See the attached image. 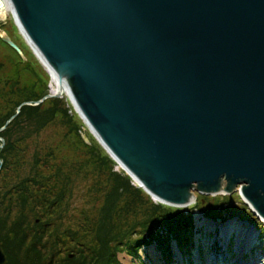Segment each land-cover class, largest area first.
Segmentation results:
<instances>
[{
    "label": "water",
    "instance_id": "obj_1",
    "mask_svg": "<svg viewBox=\"0 0 264 264\" xmlns=\"http://www.w3.org/2000/svg\"><path fill=\"white\" fill-rule=\"evenodd\" d=\"M9 1L60 80L37 104L67 84L89 129L154 198L185 208L197 192L240 185L264 221V0Z\"/></svg>",
    "mask_w": 264,
    "mask_h": 264
},
{
    "label": "trees",
    "instance_id": "obj_2",
    "mask_svg": "<svg viewBox=\"0 0 264 264\" xmlns=\"http://www.w3.org/2000/svg\"><path fill=\"white\" fill-rule=\"evenodd\" d=\"M11 28L13 36L23 42V54L0 32V47L11 52L10 69L3 71L10 90L0 91V129L6 126L0 131V245L7 256L6 264H122L119 252L139 257V251L153 243L163 245L173 258L171 239L178 241L185 254L184 237L193 230L196 211L211 219L235 216L237 212H232L225 201L228 196L211 198L210 207L199 197L197 204L189 208L154 205L144 198L131 185L130 177L115 170V160L96 139L83 133L85 125L78 114L70 113L72 108L66 99L52 97L37 104L50 92V77L26 48L13 20ZM52 122L67 125L64 138L58 136L52 141L42 137L39 141ZM32 143L37 146L33 152ZM67 145L74 146L76 159L68 158ZM87 176L98 185H93L92 192L105 188V179L109 182L107 191L102 192L105 202L95 211L73 207V185ZM86 194L90 202L91 194ZM68 215L81 216L78 229L65 228L62 218ZM250 215L258 221V227L263 225L256 214ZM240 218L244 220L243 215ZM159 226L168 230L166 237L157 230ZM80 237L90 245L84 248L75 241L74 248L67 244L68 239Z\"/></svg>",
    "mask_w": 264,
    "mask_h": 264
},
{
    "label": "rangeland",
    "instance_id": "obj_3",
    "mask_svg": "<svg viewBox=\"0 0 264 264\" xmlns=\"http://www.w3.org/2000/svg\"><path fill=\"white\" fill-rule=\"evenodd\" d=\"M13 15L9 14L7 19H0V32L2 33L3 30L8 31V35L9 37L12 39V41L18 46L20 47V49L22 50L21 47H23V42L21 41V39L18 37H14L15 34L13 33V30L11 28V20H13ZM14 21V20H13ZM14 35V36H13ZM23 39V37H22ZM26 39V38H25ZM25 39L23 40L24 43L27 45V42L25 41ZM23 51V50H22ZM11 52L9 51H3L2 48L0 47V91H8L10 90L9 85L7 84L6 78L3 76V71H9L10 69V63H9V58H10ZM4 63V64H3ZM42 67L46 70L45 72L48 73L49 77H50V81H49V91H52L51 88V83H52V77L49 73V70L47 69V67L43 64ZM5 66V67H4ZM25 74V73H24ZM26 76L30 77L28 74H25ZM27 77V78H28ZM26 79H24L25 81ZM19 86V85H18ZM49 92V93H50ZM59 98H64L66 99V104L68 107L72 108V110H70V113H72V111H74V113L78 114L76 110V107L74 106V104L72 103L71 99H69L68 95L64 94L62 97ZM68 100V101H67ZM2 100H0L1 102ZM79 117L82 119L83 124L85 125L84 128H86V130H83V133H89V135H91L92 137H94L96 139V141L104 148V150L106 151L107 154H109L107 152V150L105 149V147L100 143V141L97 139L96 135L89 129L88 125L86 124V122L83 120V118L79 115ZM56 123V124H55ZM52 122L51 126H49L48 130H46V132H43V136H41L38 140L40 141L41 138L44 140H57L60 136L61 138L64 136L63 132L66 130H68L67 125L64 126V122ZM65 127V128H64ZM65 131V132H66ZM84 134V135H85ZM63 135V136H62ZM64 138V137H63ZM70 140L73 143L74 138L73 136H70ZM37 143V141H36ZM36 143H32V145L30 146V148L32 149V152L36 149L37 146H34V144ZM26 146V145H25ZM67 150H65V152L69 155V159L74 158L76 159L78 156L75 154V152L73 153L72 151H74V146H68L67 145ZM71 148V149H70ZM65 155V154H64ZM110 155V154H109ZM110 157H112L110 155ZM112 159H114L112 157ZM115 160V159H114ZM116 164H115V170L121 174H124L126 177H130L131 180V185L140 190L142 192V194L144 195V198L146 199H150V201L153 202L154 205H159V204H164L167 206H171L165 203H162L161 201L157 200L156 198H154L150 193H148L143 187H141L138 183H136V181L133 179V177L126 172V170H124L123 168L120 167V165L118 164V162L115 160ZM107 171V170H106ZM66 173L68 174V171L66 170ZM75 176L77 175V172L74 171ZM95 179L90 178L89 176H87L86 178L77 181L76 183H74L73 188H74V197H73V207H86L88 209V211L94 209H98L100 207H102L103 202H105V193H102L104 190L107 191L108 189V183L106 182V179L103 182V185H105V188H102V190H100L98 193L96 192H92L91 189L94 185ZM94 186H98L97 184ZM240 186V185H239ZM238 186V188L231 194H217V195H206V194H201L199 192H197V196L198 198L200 197L201 199L204 198V202L207 205V207H210V204L212 203V199L211 198H224L226 196H228L227 198H225L227 201V204L229 205L232 212L236 211L237 213H235V216H227L228 219H211V218H207V222H204L205 224L200 225L198 224V219H197V214L200 211H196L194 214V221L192 223V232H189L186 234V236L184 237V245H185V254L183 253V251L181 250L178 241L176 239H171V244H172V250L174 253L173 258H171L167 252V249L161 245L159 246L156 243H153L151 245L145 246L144 248H142L139 253L140 256L139 257H134L129 255L127 252H119L118 253V259L122 264H200V261L203 262V264H234L238 259H240L241 262V249L243 247L244 241H242V239H244L243 237L247 235V237H250L251 235H253L255 233V235H253V238H255V240L253 241V244H255V246H252L249 251L248 254L245 257V259H249L251 261L254 262V264H264V225L260 224V228L258 227V221H255L252 219V216L250 215L251 213L255 212L252 210V208L246 204L244 202V199L242 197V191L241 188ZM86 191H88L91 194V201L89 202V198L88 195L86 194ZM93 193V195H92ZM198 202V199H197ZM196 203L190 204L189 207H194ZM88 204V205H87ZM246 204V205H245ZM189 207H185V208H189ZM85 208V210H86ZM178 208H182V207H178ZM73 212H75L74 210H71ZM100 212V211H99ZM237 214V216H236ZM239 215V216H238ZM243 215L244 220L240 218V216ZM81 216L78 215V217H75V215L71 216H65L62 218V220L65 223V228L68 227L71 230L78 229V225L81 224V222H79V218ZM204 218V220H205ZM116 221L120 220V218H115ZM196 220V221H195ZM125 222V220H122ZM78 223V225H77ZM232 223H235L237 225H240V228H234L233 231L231 232L232 236L230 237V239H227V234H224V230L225 233L227 231H229V227H231ZM243 229V230H242ZM157 230L166 237L167 234H169L168 230L165 227L159 226L157 228ZM230 233V232H229ZM80 235V233H79ZM89 235H85V238H88ZM83 237H80V240L75 239L73 241H70V239H68L67 244L71 246H75V241H77L78 243L84 245V248H86V245H90L85 238V240L82 239ZM192 238V240H191ZM231 241V245H227L228 242ZM240 245V247H239ZM242 245V246H241ZM75 248V247H74ZM80 250V249H79ZM156 252V258L152 257V251ZM200 251V253H199ZM228 251V252H227ZM181 253V254H180ZM199 253V254H198ZM200 260V261H199ZM238 262V263H240ZM237 264V263H236Z\"/></svg>",
    "mask_w": 264,
    "mask_h": 264
},
{
    "label": "bare ground",
    "instance_id": "obj_4",
    "mask_svg": "<svg viewBox=\"0 0 264 264\" xmlns=\"http://www.w3.org/2000/svg\"><path fill=\"white\" fill-rule=\"evenodd\" d=\"M14 10H13V7H12V4L10 3V1L9 0H0V19H7V17H8V15L9 14H12V15H14ZM13 17V20H14V24L16 25V27L18 28V26H17V24H16V22H15V19H14V16H12ZM18 32H19V34L23 37V40L25 39V36L22 34V32L21 31H19V28H18ZM25 41L27 42V45H26V48H27V46H28V48L33 52V54L37 57V55H36V53H35V51H33L34 49L32 48V46H31V42L28 40V39H25ZM4 49V48H3ZM38 60L41 62V63H44V65L47 67V69H49L50 70V75H52V83H51V88H52V91H53V93H55L58 89H60V85H59V78L58 77H56L55 75H54V73L52 72V70L49 68V66L47 65V63H45V61L41 58V56L40 55H38ZM65 86H66V88H67V90L68 91H65L64 92V94H66V95H68V97H69V99H71L70 98V93H69V87L67 86V84H65ZM75 106V105H74ZM77 110V109H76ZM77 112H78V110H77ZM79 113V112H78ZM80 115V114H79ZM81 116V115H80ZM84 120V119H83ZM101 143V142H100ZM107 150V149H106ZM107 152L111 155V153L107 150ZM112 156V155H111ZM116 160V159H115ZM118 162V164L120 165V167L121 168H123L124 170H126L125 169V167H124V165H122L119 161H117ZM127 172V171H126ZM133 179L136 181V183H138L140 186H141V183H140V181L136 178V177H133ZM158 200V199H157ZM204 214H202V213H199L198 212V214H197V219H198V224H200V225H204L205 223L204 222H207V219L205 218V220H204ZM196 221V220H195ZM240 228V225H237V224H235V223H232V225H231V227H229V231H227L226 233H225V230H224V234L226 235L227 234V239L229 240L230 239V237L232 236L231 234V232L233 231V229L234 228ZM240 230H241V228H240ZM243 230V229H242ZM230 232V233H229ZM253 235H255V233L253 234ZM253 235H251L250 237H247V235L246 236H244L243 238L244 239H242V241L241 242H243L244 241V244H243V247H242V249H241V262H240V259H238L234 264H254V262L253 261H251V260H249V259H245V257L244 256H246L247 254H248V251H249V249L252 247V246H255V244H253V241L255 240V238H253ZM254 239V240H253ZM227 245H231V241H229L228 242V244ZM242 246V245H241ZM239 247H240V245H239ZM241 248V247H240ZM181 254V253H180ZM199 254V253H198ZM152 257H154V258H156V252L153 250L152 251ZM200 261V260H199ZM238 262H240V263H238ZM200 264H203V262L202 261H200Z\"/></svg>",
    "mask_w": 264,
    "mask_h": 264
}]
</instances>
